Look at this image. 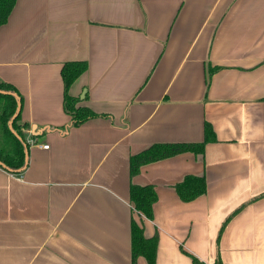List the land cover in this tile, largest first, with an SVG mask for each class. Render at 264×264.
<instances>
[{"label": "crops", "instance_id": "obj_1", "mask_svg": "<svg viewBox=\"0 0 264 264\" xmlns=\"http://www.w3.org/2000/svg\"><path fill=\"white\" fill-rule=\"evenodd\" d=\"M68 62L88 64L70 93L98 114L80 126ZM0 83L29 124L24 172L0 166V264H149L133 220L156 264H264V0H17ZM173 144L205 146L131 177L132 156ZM191 175L207 191L185 202ZM132 184L155 187L153 220Z\"/></svg>", "mask_w": 264, "mask_h": 264}, {"label": "trees", "instance_id": "obj_2", "mask_svg": "<svg viewBox=\"0 0 264 264\" xmlns=\"http://www.w3.org/2000/svg\"><path fill=\"white\" fill-rule=\"evenodd\" d=\"M17 3V0H0V27L8 22V19ZM88 64L85 62H68L62 69L64 82V111L71 116L72 126H80L98 116L88 107L79 106L80 99L70 93L72 85L87 71ZM212 69L211 71H214ZM14 87L7 83H0V166L11 173L20 174L27 167L26 147L29 145L25 139V130L29 124H20L21 113L16 116L19 102L12 94ZM6 92V93H1ZM16 116V117H15ZM15 117L12 129L22 138V141L12 132L10 122ZM212 128L208 124L206 133ZM210 139L209 137H207ZM206 139V142L209 141ZM205 144L201 145H154L149 149L134 155L130 161L131 177L140 173L142 166L165 158L175 156L187 151L202 154ZM176 190L181 200L190 202L204 195L207 191L206 178L204 176H187L184 181L176 185ZM130 198L135 210L149 220L154 219V204L158 196L154 186H139L132 184ZM132 248L133 259L139 256L146 258L149 264H156L158 236L146 238L144 228L135 220L132 222ZM193 258V264L198 263Z\"/></svg>", "mask_w": 264, "mask_h": 264}, {"label": "water", "instance_id": "obj_3", "mask_svg": "<svg viewBox=\"0 0 264 264\" xmlns=\"http://www.w3.org/2000/svg\"><path fill=\"white\" fill-rule=\"evenodd\" d=\"M1 93H6V92H1ZM9 94H12V93H9ZM12 95H14V94H12ZM18 99V98H17ZM18 102H19V108H18V111H17V114H16V116L19 114V112H20V109H21V104H20V99H18ZM15 116V117H16ZM15 117L11 120V122H10V128H11V130H12V132L17 136V138L18 139H20L21 141H22V138L12 129V125H13V122H14V120H15ZM26 147V152H27V146H25Z\"/></svg>", "mask_w": 264, "mask_h": 264}, {"label": "built area", "instance_id": "obj_4", "mask_svg": "<svg viewBox=\"0 0 264 264\" xmlns=\"http://www.w3.org/2000/svg\"><path fill=\"white\" fill-rule=\"evenodd\" d=\"M46 148H48V146H46Z\"/></svg>", "mask_w": 264, "mask_h": 264}]
</instances>
